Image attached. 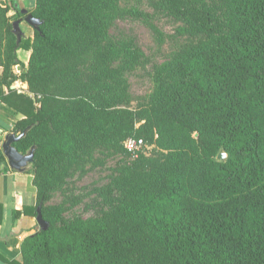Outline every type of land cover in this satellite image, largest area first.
<instances>
[{"label": "trees", "instance_id": "1", "mask_svg": "<svg viewBox=\"0 0 264 264\" xmlns=\"http://www.w3.org/2000/svg\"><path fill=\"white\" fill-rule=\"evenodd\" d=\"M117 2L35 0L30 13L42 22L19 42L12 22L20 9L8 16L14 1L0 6V100L23 113L12 130H28L13 145L21 153L35 148L30 213L39 207L48 222L22 238L20 259L9 263L264 264V0H155L182 23L177 32L196 41L167 63L168 82L135 109L118 106L127 83L108 63L121 55L132 69L142 57L131 42L107 44ZM19 48L30 50L27 66ZM15 80L30 95L4 93ZM130 136L167 154L141 152L122 165L112 180L121 193L116 205L67 217L68 206L46 204L82 153L123 147ZM220 150L226 159H216ZM0 164L7 166L1 150Z\"/></svg>", "mask_w": 264, "mask_h": 264}, {"label": "rangeland", "instance_id": "2", "mask_svg": "<svg viewBox=\"0 0 264 264\" xmlns=\"http://www.w3.org/2000/svg\"><path fill=\"white\" fill-rule=\"evenodd\" d=\"M154 2L155 0H118L119 14L107 25L109 46L119 48L121 43L131 42L142 51V57L132 69L123 65L121 55L108 59L109 65L117 68L127 83L124 98L118 103L119 107L135 109L140 104L151 101L157 91L168 82L164 67L181 50L196 41L193 37L178 33L177 27L182 23L159 12ZM220 12V17L226 23L224 8ZM152 24L164 34L163 43L158 42L150 29L149 25ZM2 35L3 31H0V39ZM142 154L161 160L167 153L153 144H147ZM134 158L124 152L121 143L92 147L88 153L81 154L78 163L72 166L60 186L51 191L46 204L61 202L68 206L67 217L74 213L83 217L93 216L99 210H108L121 197L112 180L120 167ZM99 187L103 188L102 193L94 191Z\"/></svg>", "mask_w": 264, "mask_h": 264}, {"label": "crops", "instance_id": "3", "mask_svg": "<svg viewBox=\"0 0 264 264\" xmlns=\"http://www.w3.org/2000/svg\"><path fill=\"white\" fill-rule=\"evenodd\" d=\"M12 0H0V6L5 7ZM13 7L7 15L15 13L16 7L25 8L30 12L35 6V0H13ZM21 12V11H20ZM20 16L19 18L23 17ZM22 37L32 38L34 29L26 22L19 24ZM16 56L20 63L27 66L30 50L19 48ZM13 71L19 73L21 65L17 64ZM2 67L0 66V74ZM3 92L8 93L14 89L18 93L29 94L27 84L21 80L13 81L9 86L3 85ZM23 118V113L0 100V150L5 135L12 132L16 121ZM6 159V158H5ZM7 162V161H6ZM33 174L29 171L17 172L0 164V264H10L9 261L19 260L21 257L20 244L23 237L31 235L36 230V216L30 213L35 205L36 191L32 184ZM24 208H28L24 212Z\"/></svg>", "mask_w": 264, "mask_h": 264}, {"label": "water", "instance_id": "4", "mask_svg": "<svg viewBox=\"0 0 264 264\" xmlns=\"http://www.w3.org/2000/svg\"><path fill=\"white\" fill-rule=\"evenodd\" d=\"M21 13L24 15L21 18L15 19L12 22V31L16 34L18 42L20 41L22 37V32L20 30L19 24L24 21L28 25H30L34 30L39 28V25L41 24V20L34 17L28 10L25 8H21ZM28 130V129H26ZM26 130H24L21 133H17L15 131L9 132L5 135L1 149L4 157L6 158V161L9 165V167L17 172H25L29 165L34 160V146L31 147L26 153L19 152L14 147V142L18 141L21 137H23L26 133ZM197 136V134H195ZM217 160H224L226 159V153L223 150H220L216 156ZM36 222L39 225L40 229L46 230L48 228V222L42 217L40 208L37 207L36 209Z\"/></svg>", "mask_w": 264, "mask_h": 264}, {"label": "built area", "instance_id": "5", "mask_svg": "<svg viewBox=\"0 0 264 264\" xmlns=\"http://www.w3.org/2000/svg\"><path fill=\"white\" fill-rule=\"evenodd\" d=\"M146 146V142H144L141 138H137L134 136L127 137L123 141L124 149L133 157H137L139 153L143 152Z\"/></svg>", "mask_w": 264, "mask_h": 264}]
</instances>
